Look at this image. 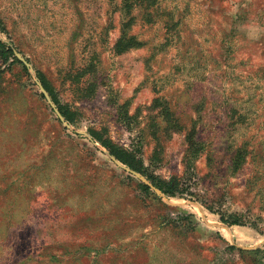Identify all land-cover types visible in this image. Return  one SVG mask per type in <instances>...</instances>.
<instances>
[{"label": "rangeland", "instance_id": "rangeland-1", "mask_svg": "<svg viewBox=\"0 0 264 264\" xmlns=\"http://www.w3.org/2000/svg\"><path fill=\"white\" fill-rule=\"evenodd\" d=\"M155 1L0 0V264H264V0Z\"/></svg>", "mask_w": 264, "mask_h": 264}, {"label": "trees", "instance_id": "trees-1", "mask_svg": "<svg viewBox=\"0 0 264 264\" xmlns=\"http://www.w3.org/2000/svg\"><path fill=\"white\" fill-rule=\"evenodd\" d=\"M155 3H157L155 0H122L119 9L121 11L123 10L125 15L122 12L124 15L123 21L121 23L122 28H121V32L118 36V39L115 43V50L118 53L122 54V53H124V52H126L132 48H137V47L142 45V42L138 41L136 39V36L128 33V28L130 27L131 23L135 19V17L133 16V14L131 12L132 9H134L135 7H141V6H145L146 9H150V8H152V6L156 5ZM127 15H130L131 17L127 18ZM0 49H1V53L3 54L5 59H8L12 53V49L7 47L5 44H3L1 42H0ZM24 68L26 69V67H24ZM40 76H41V80L44 83V86L46 87L47 90L50 91V88L48 87V86H50L49 83L43 79L42 75H40ZM60 108L62 110V113L66 116V118L71 120V117H69V115H68V110L66 111L65 109H63V107H60ZM170 115L173 118L174 124L181 126V122H180L181 120L175 116L174 112L170 111ZM185 137L187 140L188 148L185 151L183 160H185V162H187V164L189 166H192L194 159L198 157L199 153L202 150V142L196 139L194 132H193V129H189L185 133ZM98 140L101 141L103 146H105L110 151V153L112 155H114L117 159H119L120 161H122L125 164H128L132 168H135L137 170H141V168H140L141 166L138 165V163L137 164L135 163L133 157H130L129 151L125 150L122 147L115 145L114 143L110 142L107 139L99 138ZM246 154H248L247 145L246 144L240 145L237 148V154L234 156L233 162L231 165V167L235 171L240 169V167L243 165L244 161L246 160V156H247ZM155 182H156L157 186L159 188H161L166 194H169V195L175 194L176 185H175V183H173V181H165L162 179H160V180L157 179V181H155ZM143 187L145 189H150V187L148 185H145V184H143Z\"/></svg>", "mask_w": 264, "mask_h": 264}, {"label": "water", "instance_id": "water-1", "mask_svg": "<svg viewBox=\"0 0 264 264\" xmlns=\"http://www.w3.org/2000/svg\"><path fill=\"white\" fill-rule=\"evenodd\" d=\"M26 63V62H25ZM57 111V113H58V115L61 117V118H63L62 117V115H61V113L58 111V110H56ZM118 165H120V166H122V167H124L126 170H128V171H130V172H132V173H134V174H136V175H139V173L138 172H136L135 170H133V169H131V168H129V167H126V166H124L118 159H116L114 156H110ZM157 191H158V193H160V190H158V189H156Z\"/></svg>", "mask_w": 264, "mask_h": 264}]
</instances>
